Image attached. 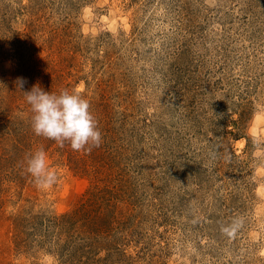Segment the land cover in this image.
Returning <instances> with one entry per match:
<instances>
[{
  "label": "rangeland",
  "instance_id": "obj_1",
  "mask_svg": "<svg viewBox=\"0 0 264 264\" xmlns=\"http://www.w3.org/2000/svg\"><path fill=\"white\" fill-rule=\"evenodd\" d=\"M33 86L100 145L36 136ZM0 264H264V0H0Z\"/></svg>",
  "mask_w": 264,
  "mask_h": 264
},
{
  "label": "clouds",
  "instance_id": "obj_2",
  "mask_svg": "<svg viewBox=\"0 0 264 264\" xmlns=\"http://www.w3.org/2000/svg\"><path fill=\"white\" fill-rule=\"evenodd\" d=\"M24 83L23 78H18V88L23 89ZM21 92L30 108V127L36 136L53 140L61 147L67 143L76 152L91 151L100 145L98 122L90 110V102L80 92L65 89L57 94L39 86ZM48 160L42 147L25 159V171L39 190L51 189L59 179Z\"/></svg>",
  "mask_w": 264,
  "mask_h": 264
}]
</instances>
